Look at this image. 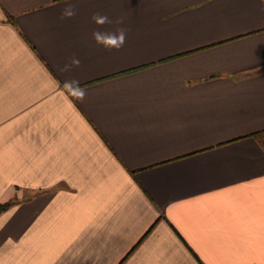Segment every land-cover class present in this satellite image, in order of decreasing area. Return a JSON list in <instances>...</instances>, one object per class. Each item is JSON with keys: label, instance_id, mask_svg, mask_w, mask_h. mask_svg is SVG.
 <instances>
[{"label": "crops", "instance_id": "0c3cea01", "mask_svg": "<svg viewBox=\"0 0 264 264\" xmlns=\"http://www.w3.org/2000/svg\"><path fill=\"white\" fill-rule=\"evenodd\" d=\"M3 203L0 264H264V0H0Z\"/></svg>", "mask_w": 264, "mask_h": 264}, {"label": "clouds", "instance_id": "9594fccd", "mask_svg": "<svg viewBox=\"0 0 264 264\" xmlns=\"http://www.w3.org/2000/svg\"><path fill=\"white\" fill-rule=\"evenodd\" d=\"M77 15V9L75 4L67 3L66 7H64L60 14V19H71ZM91 21L95 25H97V29L99 26H103L105 24H113L123 25L124 19L118 18L115 21L112 20L109 16L101 14L99 12H95L91 16ZM127 33L128 29L126 27H117L115 31H99L94 30L91 33L92 40L99 47L104 48L107 51L120 50L124 47L127 41ZM81 65V61L77 56H72L69 58L68 62H66L61 69L62 72L71 71L74 67L78 68ZM63 90L65 94L70 97H74L76 100L83 102L87 95V90L81 87V83L77 79H66L62 82Z\"/></svg>", "mask_w": 264, "mask_h": 264}, {"label": "trees", "instance_id": "16d2710c", "mask_svg": "<svg viewBox=\"0 0 264 264\" xmlns=\"http://www.w3.org/2000/svg\"><path fill=\"white\" fill-rule=\"evenodd\" d=\"M7 207H8V203L0 204V213L3 212L4 210H6Z\"/></svg>", "mask_w": 264, "mask_h": 264}]
</instances>
